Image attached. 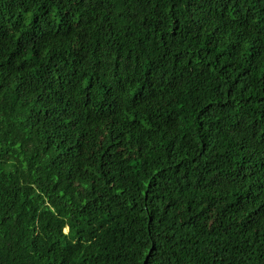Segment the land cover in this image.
Segmentation results:
<instances>
[{"label":"trees","instance_id":"16d2710c","mask_svg":"<svg viewBox=\"0 0 264 264\" xmlns=\"http://www.w3.org/2000/svg\"><path fill=\"white\" fill-rule=\"evenodd\" d=\"M0 264H264V0H0Z\"/></svg>","mask_w":264,"mask_h":264}]
</instances>
